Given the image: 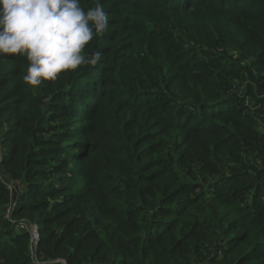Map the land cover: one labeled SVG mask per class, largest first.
I'll list each match as a JSON object with an SVG mask.
<instances>
[{
	"label": "trees",
	"instance_id": "1",
	"mask_svg": "<svg viewBox=\"0 0 264 264\" xmlns=\"http://www.w3.org/2000/svg\"><path fill=\"white\" fill-rule=\"evenodd\" d=\"M100 2L95 66L0 55V264H264V0Z\"/></svg>",
	"mask_w": 264,
	"mask_h": 264
},
{
	"label": "clouds",
	"instance_id": "2",
	"mask_svg": "<svg viewBox=\"0 0 264 264\" xmlns=\"http://www.w3.org/2000/svg\"><path fill=\"white\" fill-rule=\"evenodd\" d=\"M100 0L85 10L80 0H0V55L28 61L24 81L40 86L65 71L100 62L99 51L86 45L109 27Z\"/></svg>",
	"mask_w": 264,
	"mask_h": 264
},
{
	"label": "built area",
	"instance_id": "3",
	"mask_svg": "<svg viewBox=\"0 0 264 264\" xmlns=\"http://www.w3.org/2000/svg\"><path fill=\"white\" fill-rule=\"evenodd\" d=\"M25 224L21 225V228L24 226ZM30 231H31V235H32V243H31V253L35 255L34 253V249L36 247V242L38 239V232L37 229L35 227L30 226ZM47 264H66L63 260L61 259H53L50 260Z\"/></svg>",
	"mask_w": 264,
	"mask_h": 264
},
{
	"label": "rangeland",
	"instance_id": "4",
	"mask_svg": "<svg viewBox=\"0 0 264 264\" xmlns=\"http://www.w3.org/2000/svg\"><path fill=\"white\" fill-rule=\"evenodd\" d=\"M110 16H111V17H112V16H115V14L112 13V14H110ZM233 88H234V90H232V91H230V92H234V93L237 92V94H241V93H242V90L239 91V89L237 88L236 85H233ZM263 95H264V94H263ZM241 96H242V95H241ZM249 100H251V99H249ZM246 101H248V96H247ZM246 101H245V102H246ZM13 204H14V203H13ZM13 204H11V207H10L9 209H7L6 215L10 214ZM21 225H22V224H21ZM32 227H33V226H32ZM31 243H32V242H31ZM36 244H37V242H36ZM93 264H97V263H93ZM213 264H216V263H213Z\"/></svg>",
	"mask_w": 264,
	"mask_h": 264
}]
</instances>
